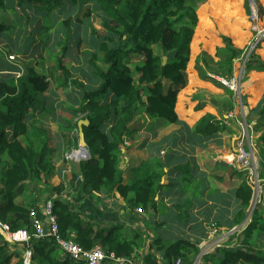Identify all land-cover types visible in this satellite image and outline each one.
Instances as JSON below:
<instances>
[{
	"label": "trees",
	"instance_id": "1",
	"mask_svg": "<svg viewBox=\"0 0 264 264\" xmlns=\"http://www.w3.org/2000/svg\"><path fill=\"white\" fill-rule=\"evenodd\" d=\"M196 2L200 0H0L2 37L15 29H22L25 20L36 25L28 37H24L31 38L34 42L36 31L39 35L51 27L39 24L44 23L43 18L50 16L53 10L67 16L62 20L64 28L69 29L72 22L77 23V34L79 26L89 24L93 17L100 20L103 29L100 34L92 30L98 36L91 48L92 52L88 53V66H85L86 79L88 82V78L92 79L89 86L73 77L70 68L62 64L69 50L68 43L62 45L61 54L57 58V71L61 77L57 88L63 93L71 91L69 94L79 97L76 107L79 116L74 122L69 121L70 127L77 129L81 119L89 121V125L83 126V133L90 157L81 160L77 170L68 177L69 181L62 180L59 185L49 188L48 180H44L46 173L49 176L54 174L51 166L54 149L50 130L44 127L38 113L53 111V107L46 105L45 93L52 86L55 68L50 67L46 74H42L29 62L23 64L24 71L21 75L10 72L0 77V223L7 224L12 231L29 229V212L32 208L37 209L38 197L47 194L45 200H48L56 193L53 197L54 213L63 238L73 240L85 250L99 245L106 253H112L115 257H130L146 245L142 233H134L128 237L119 225L105 230L86 219L71 202L63 201L61 194L65 188H74L77 183V191L88 199H93L100 193L117 191L130 209L140 207L145 212L148 208H156V197L164 187L161 183L165 175L164 164L157 161L153 168L147 166L143 175L125 184L120 168L122 144L124 138L135 140L134 123L139 114L152 119L161 118L170 124L180 122L175 106L179 91L186 86L185 72L195 27L199 19L200 26L196 35L199 39L202 37L200 30L210 24L207 19L210 8L202 6L197 12ZM255 2L260 19L264 16V7L259 0ZM9 6L19 19L16 23L7 25L1 12L8 11ZM213 6L220 14L219 20L239 19L243 16L248 23V0L247 3L245 0L243 2L247 16L242 14L240 0H214ZM78 36L75 47L80 49L85 45V40L82 41L81 36ZM218 36L223 47L217 48L215 55L224 54L223 59L219 58L229 75H235L234 68L239 67L238 64L235 66L236 59L246 54L245 78H249L252 70L264 71V60L254 51L255 48L249 52L248 45L240 48L233 44L229 36L221 33ZM137 57L142 61L134 65ZM218 61L220 60L217 59L216 62ZM133 71L138 73L136 79L132 75ZM246 92L242 93L245 99L248 97ZM250 114L256 115L254 131H264V105L251 109ZM192 130L209 139L224 131L228 132L229 128L213 114L206 113ZM260 137L264 139V135ZM77 139L78 137L74 138L75 141ZM67 142L69 145V140ZM260 152L262 153L260 150L258 155ZM2 154L7 156L8 161L2 158ZM262 156L259 155L261 164L264 163ZM187 166L177 168L186 172ZM198 189V186H194L191 195H198ZM25 191L35 193L34 197L20 200ZM252 193L253 189L244 178L235 190L240 209L235 214L234 224H240L245 219ZM189 203L190 201H185L183 209ZM176 208L179 211L178 217H184L181 205ZM251 215V220L242 230V241H237L239 235L235 232L233 244L236 243V247L217 248L214 254L208 256L210 261L206 264H264V251H255L251 240L254 230L259 226L260 217L255 208ZM29 247L33 264H86L82 260L66 256L55 241L48 237L32 238ZM22 249L18 244L9 243L0 233V264H23ZM160 249L163 250L164 264H174L177 259H181L182 264H193L199 254L198 244L188 239L162 242L158 247ZM157 259L150 251L145 255L143 264H158Z\"/></svg>",
	"mask_w": 264,
	"mask_h": 264
},
{
	"label": "crops",
	"instance_id": "2",
	"mask_svg": "<svg viewBox=\"0 0 264 264\" xmlns=\"http://www.w3.org/2000/svg\"><path fill=\"white\" fill-rule=\"evenodd\" d=\"M243 2V0H240L242 14ZM4 15L6 18L2 17V19H5L7 25L16 23L17 19H19L13 12L10 13L6 11L3 13V16ZM247 24L245 19L240 17L234 21V26L231 28H224L220 23H217L216 26L218 30L216 28L214 30V25L211 27L206 26L203 30H200L202 33L201 39H197L192 43L191 54H193V52H196V54L199 52L196 45L199 42L203 45L202 49L206 51L210 49L208 53L214 55V45L218 41L213 34L214 31H224V33L234 36L235 34L232 35V33L237 31L236 28L241 29L244 26L246 27ZM199 26L197 27V32L199 31ZM206 31H208V36L204 34ZM19 34V32L13 30L12 33H7L5 37L0 36V68H2L0 77L10 72L21 75L24 71V67L21 70L20 66H13L5 60L7 58L6 55L10 53L15 55L19 54V50L18 53H14V48L18 49L17 41ZM13 41H16V43H13ZM38 43L39 41L37 40L27 43L24 53L20 54L22 57L17 59L21 66H23L25 62L23 61L24 58L32 55V51H34L32 48L38 46ZM218 44H220V41H218L216 46ZM83 47H86V45L81 46V48ZM76 49L78 50L77 47ZM259 54L262 56L263 52H259ZM192 57L194 56L192 55ZM198 72L199 71L195 69L192 70V75H188L190 79L187 83L188 87L189 84H191L189 89L187 90L188 87H185L181 89L177 95L175 110L180 120L179 123L170 124L161 118L152 119L145 114H139L134 123L136 129L134 133L135 140L124 138V144L127 147L126 149L122 147V151H124L126 155L132 154L135 150L138 152H135L129 158L125 157V164L121 163L122 168H120L123 172V183H130L136 177L143 175L147 170V166L153 168L152 166H154L157 161L164 164L163 169L165 175H163L161 180L164 187L161 193L156 197L158 201L155 209L148 208L145 212L144 210L139 212L137 209H130L126 200L121 197L117 191H113L110 194L100 193L95 198L88 199L77 191V183H75L74 188H65L64 192L61 194V199L63 201L71 202L86 219L97 223V225L105 230L119 225L122 227L121 229L124 234L128 237L134 233H142L147 243L132 255L133 259H135L138 264H143L145 255L150 251L158 258V264H164L163 250H158V247L160 248L162 242H173L179 239H188L198 244L199 254L203 251L206 252L201 256L199 264L209 263L210 260L208 256L214 254L217 248L226 246L233 249L236 247V243L233 244L235 242L233 241V234L235 232L239 235V240L237 241H242L244 238L242 230L251 220L252 215L248 214L249 216L246 215L242 223L237 225L234 224L235 214L240 209V201L235 196V190L245 178V173L241 171L236 166V162L234 163V160H232L233 155L231 152L233 149L234 137L228 136L229 138L232 137V140L228 143V137L223 136L225 135L224 133H219L217 136L207 139L192 130L198 120L206 113L213 114L215 117H220L219 113L221 112L222 116L226 115L225 110L221 109L220 104H222V101L220 99H218L219 101L213 99V104L208 101L204 95L200 96L196 93H202V90H207L210 91L209 94L211 93L217 98H223V94L224 92H228V88L221 85L218 80H206L207 78L205 79L204 74L200 75L201 73L199 74ZM263 74L264 71L255 70L249 73V79L257 81L255 85L258 87V90L264 86V79H260ZM137 76L138 73L134 78L136 79ZM251 80L248 81L251 82ZM61 92L62 91L54 87L50 88L45 93L46 101L51 103L49 106H53V102L63 99L61 95L65 96L64 100L68 103H78L79 97H73V95L69 94L71 91L66 93ZM75 94L76 93H74V96ZM248 94L245 100L251 109L263 104L262 100L253 101L259 95L258 92L255 93L254 89H252L251 92L249 91ZM233 97L234 100L232 98L229 100L232 102L231 107L234 101L239 105L238 101L242 100V91L240 94L234 92ZM225 105L228 104L226 103ZM183 109H185V113L190 114L191 117H183L185 114L181 113ZM231 110L234 111L235 117L240 116L237 109L234 108ZM59 118L60 117H45L44 127L46 129L48 128L46 123L47 120L50 123L51 120L58 122L60 121ZM70 118L73 122L78 119V117H68L67 120ZM51 128L53 127L51 126ZM51 132L54 135L52 147L55 150V155L53 161L56 163L55 158L59 156L62 151L69 150L71 147L76 146L79 141L78 139L75 141V137L70 140V138L65 135V131L63 132L61 128L56 131L52 130ZM10 134L11 133H9L8 136H10ZM228 134L232 135V133L229 132ZM67 140H69V145L67 144ZM254 145L257 147L256 144ZM254 145L252 146L258 153V149ZM262 157L264 158V156ZM80 162L81 161H77V168ZM56 164L54 174L50 176V180L48 179L49 184H47V187L49 188L59 185L60 182L67 179L70 174L69 169L64 166L63 158V167H61L59 161H57ZM184 165H188V170L186 172H182L181 169L177 168V166ZM160 166L162 165L160 164ZM259 169L260 177L264 179V163L259 164ZM67 173L68 175L66 176ZM194 186L199 187L197 190L199 193L198 195L192 196L191 193H193L192 190ZM56 195V193H53L51 196L55 197ZM47 196V194L39 196L37 209H40L46 201L45 198ZM262 196L259 203L254 207L260 220L259 226L254 230L251 239L253 248L258 252L264 251V191ZM185 201H190V203L187 208L183 209ZM177 205H181V209H183L184 217L182 218L178 217L179 211L176 208ZM212 224H215L214 226L217 231L215 234L211 233V229L213 228L211 227ZM209 233L210 236L208 237ZM155 239L158 240L155 241ZM237 244L240 246L239 243ZM149 246H151V248H149ZM107 264L111 263L108 262Z\"/></svg>",
	"mask_w": 264,
	"mask_h": 264
},
{
	"label": "rangeland",
	"instance_id": "3",
	"mask_svg": "<svg viewBox=\"0 0 264 264\" xmlns=\"http://www.w3.org/2000/svg\"><path fill=\"white\" fill-rule=\"evenodd\" d=\"M213 1L214 0H200V2L195 3V6L197 8V12L199 11V9L202 6H207V9L210 8L209 9V16L207 17L208 23L210 22V24H208L207 26L211 27L212 25H214V30L217 26V23H220L224 28L233 27L234 21L236 20V18H224L222 20H219V19H221L220 14L218 13L217 9L213 6ZM248 2H249L248 6L250 8V15L247 16L245 14V8L243 6V14L246 15L248 18V24L246 27L244 26L241 29L236 28L237 31L232 33V35L235 34L234 36H231L227 33H224V31L223 32H213V34L216 36L217 40L220 41V44H218L216 46V44L218 43V41H217L214 45V47H215V51L213 52L214 55L208 53V52H210L209 51L210 49L208 51H206L205 49H202L203 45L201 43L198 42L196 44L199 52L197 54H196V52H193V54H191V56L189 58V62L187 64L186 72H185L186 77H187V82H186V86H184L183 89L185 87L186 88L188 87L187 83H188V80H190L188 78V75H192L193 69H195L196 71H199L198 73L199 74L201 73L200 75L204 74V77H206V75H207V77H209V78H207V79L205 78V79L206 80L209 79L210 81H216L217 79L228 80V79L233 77V75H229V73L227 72V70L225 68H223V65L221 63L222 62L221 59H223L224 54L220 55V56L215 55L216 49L221 47V46L223 47L221 39L218 36V34L221 33V34L229 36L231 38L233 44L240 47V48H245L246 45H248L249 46L248 49L250 50V47L254 44L259 32L264 30V16L261 17L260 19H258V8H257V4H256L255 0H252V1L248 0ZM250 2H251V4H250ZM245 3H247V0H245ZM259 3L261 5H263V7H264V0H259ZM240 6H241V4H240ZM251 6L255 9L254 14L253 13L251 14ZM8 9H9L8 12H10V13H12L14 11L11 9V6H9ZM77 9L80 11V9L78 7H77ZM1 17L6 18L5 15L3 16V12H1ZM64 18H67V16L65 14L60 13V11H58V10H53L50 13V16L43 18L44 23H40L39 25H45L46 24V27H50V26L51 27L48 30H46V32H43L39 35H38V31H36L37 34H35L34 39L39 41L38 46L33 47L32 49L34 51H32V55H30L27 58H24L23 61H25L24 63H26V64L31 62V65L35 67L36 71L38 73H42V74H46L48 68L54 67L55 68V76L52 79L51 88H54V87L59 88L61 77L59 76V73L57 71V58L61 54V50L63 47L62 45L66 42V43H68L67 48H69V50H68L67 54L64 56L62 64H64L66 67L70 68L73 77H77V79L79 81H82L89 86L92 83L91 82L92 79L88 78L89 82L86 79L87 77H85V76H86L87 70L85 69V66H88V62H87V57H89L88 53L92 52L91 48L94 45V43L96 42L98 34L103 32V29L100 26V20L96 17H93L91 19V21H89L90 22L89 24L84 25L83 27L78 25L80 29L78 30V34H77V32H76L77 23L72 22L69 29H66L62 25V20ZM242 18L244 19L243 16H242ZM20 21H22V19H20ZM199 24L200 23H199V19H198L197 26L195 27L196 32L194 34L192 43H194V41L198 39L195 36L197 35V27L199 26ZM22 26L23 27L20 26L22 29H15L14 30V31L19 32V33L22 32L18 36V41H17L18 49L14 48V53H18V50H19L18 55H20L21 53H24V49H25L27 43H30L32 41L31 38L25 39L24 37H28L30 31L36 25H31L29 21L26 22L24 20ZM37 26H38V24H37ZM24 29H26V32L24 31ZM216 29L218 30V28H216ZM92 30L97 31L98 34L93 33ZM24 33H25V36L23 35ZM207 33H208V31H206V33H204V34L207 35ZM78 35L81 36L82 41L85 40L86 47H83V48L77 50L75 47V43H76L77 39H79ZM199 39H201V38H199ZM58 41H61L62 43L58 44L57 43ZM13 43H16V41H13ZM257 45L259 47H256ZM256 46H255L254 51L257 53V51L259 50L258 55L261 57L262 60H264V32L262 34V37L258 39ZM0 50H1V45H0ZM259 52H263V55L261 56L259 54ZM18 55L10 53V54L6 55L7 58L5 60L8 61V63H11L13 66H16V67L20 66L21 70H22L23 66H21L17 60L19 57H22V55H20V56H18ZM192 55L194 57H192ZM2 57H3V53H2ZM219 57H222V58L220 59ZM217 59H219L220 61L216 62ZM246 59H247V54L242 56L238 60L236 59L237 62L235 63V66H237V64H238L239 67L234 68L235 74H237V72L241 69V67H242L243 63L246 61ZM141 61H142L141 58L137 57L134 60V65L141 63ZM199 67H201L202 69L200 70ZM133 72L134 73L132 75L135 76L137 73H136V71H133ZM245 72H247L246 68H244V70L242 69L241 72L240 71L238 72V74L240 73L239 79L241 81V85L238 84V86H240V88H241L240 90L242 91V93H245L247 91L246 92V96H247V95H249L248 92L249 91L251 92L252 89H254L255 93L258 92L259 95L253 101H256V100L261 101L262 100L263 101L262 103L264 104V98H263L264 86L258 90V87L255 85L257 83V81L251 80L249 78H245L243 76L245 74ZM87 76H90V74H87ZM260 79H264V74L261 76ZM248 80H251V82ZM190 85L191 84H189V87H190ZM189 87L187 88V90L189 89ZM225 88H228V87H225ZM209 92L210 91L202 90V93H196V94L200 95V96L204 95V97H206V99L213 104H214V100L217 101L218 99H220L222 101V104H220L221 109L225 110L226 115L222 116L221 115L222 112H221V113H219L220 117H215V118L218 119L220 122H222L224 125H227L229 128V131L231 130V132H229V131L228 132L232 133V135L228 134L227 131H224L223 133L225 135H223V136L234 137L232 152L229 148H228V150H230V152L232 153V155H233L232 160H234V163L236 162V164H237L236 166L238 167V162L235 159V154H236L235 152H236V149L238 148L239 144H242V145L250 144V143L252 145L256 144L257 147L255 145L254 146L258 149V151L261 150L262 153L260 152V154L264 156V139H261V137H260V135H264V131L261 130L259 133L254 131V125L253 124L255 122V119H256L255 116L256 115L250 114L251 108L248 106L245 98L241 97L242 100L238 101L239 105H237L234 101L233 105L231 107L232 102L229 100L231 98L234 100L232 93L230 94L229 91L224 92L223 98H217L215 95H212L211 93L209 94ZM61 93H63V92H61ZM61 96L63 97V99H59V100L53 102L52 103L53 106H49V105H51V103L46 101V105H48L47 107H49V108L53 107L52 112L44 111L42 113H40V112L38 113V117H41L43 119V125L45 123V121H44L45 117H60L59 118L60 121H58V122H54L52 120H51V123L48 120L46 122L48 125L47 129L50 130V133L52 136L51 137L52 141L54 139V135L52 134L51 131L52 130L56 131L57 129L59 130L60 128H61V130H63V132L65 131V135H67L70 138V140L77 136L76 130L78 131V127H77V129H73L72 126L70 127V125H69V121H70V123L73 121L71 120V118L69 120H67L68 117H78L79 116L77 114V112H78L77 108H76L77 104L68 103L64 100L65 96L64 95H61ZM194 96H196V95H194ZM226 103L228 105H225ZM233 107L239 111V113H240L239 117H235L234 111L231 110V109H234ZM247 108H248V110H247ZM228 112L231 114H229ZM181 113H185V109H183L181 111ZM186 114L187 113H185L183 117H191L190 114H187V115ZM231 115H233V117H231ZM52 122H54V123H52ZM231 123H233V124H231ZM51 126L53 128H51ZM232 137H230V138L228 137V143L230 140H232ZM259 137H260V139L258 141ZM122 147L124 149H126V147H127L124 144V141H123ZM71 148H74L73 151H70V150L62 151L61 154L55 158V162L57 163V161H59L61 167H63V164H62V158H63L64 166L69 169V172H70L69 176L70 177L72 176V172L74 173V170L77 168V161H79L78 157H73V154L75 151H77L78 146L76 145V146H73ZM52 149H54V148L52 147ZM122 152L123 153L121 156V163L125 164V161H126L125 157L129 158L131 155H133L135 152H138V151L135 150V152H132V154H127V155L124 151H122ZM54 155H55V150H54ZM54 155H53V158H54ZM2 158L6 161L8 160V158L5 154H2ZM56 163H54V161H53V164H51L54 171L56 170V165H57ZM57 170H59V169H57ZM67 175H68V173L66 174V176ZM50 178L51 177L49 176V173H46L44 175V180H48V179L50 180ZM67 181H69V178H67ZM247 182H248V179H247ZM248 184H249V182H248ZM34 195H35V193H32L31 191H25L24 194H22V197H20V200H22L24 198L32 199L34 197ZM38 199H39V197H38ZM38 199H37V201H38ZM253 199H254V191L252 193L251 204L249 206L247 215L252 214ZM36 206H38L37 202H36ZM31 263H32V257H31Z\"/></svg>",
	"mask_w": 264,
	"mask_h": 264
},
{
	"label": "built area",
	"instance_id": "4",
	"mask_svg": "<svg viewBox=\"0 0 264 264\" xmlns=\"http://www.w3.org/2000/svg\"><path fill=\"white\" fill-rule=\"evenodd\" d=\"M254 49V48H253ZM245 62L243 63L240 72L242 69L244 70ZM238 71V72H239ZM237 72V74H238ZM235 74V72H234ZM233 75L232 78L228 80L217 79L221 85L228 87V89L240 94V86L241 81L239 79L240 73L237 75ZM231 114V113H229ZM233 117V115H231ZM78 137V131L76 130ZM78 149L74 152L73 157H78L79 161L86 160L90 157L89 152L79 146V142L77 144ZM247 146V147H246ZM74 148H70V151H73ZM235 159L238 162V167L241 171L245 173L246 179H248L249 185L254 191V199L252 207H254L257 203H259L263 191L264 179H261L259 173V164L260 157L256 152L255 148H253L252 144H239L238 148L235 152ZM137 211L141 212L142 209L140 207L137 208ZM30 218V227L29 229L23 228L18 229L16 231L10 230L7 224L0 223V233L4 238L13 244H18L23 247L22 249V261L23 264H32L31 263V249L29 247L30 240L32 238L35 239H44L51 238L55 241L58 247L62 250V252L69 256L74 260H82L86 264H107L110 262L111 264H138L132 256L130 257H115L114 254H108L104 251V249L96 245L89 250L83 249L80 245L74 242L71 239L63 238L56 215L54 213V204L53 197H50L46 200L40 209L32 208L29 212ZM212 224L211 233L215 234L216 228ZM236 229V227H235ZM234 229V230H235ZM210 236V233L208 237ZM209 252V251H207ZM206 252H201V256ZM174 264H182L181 259H177ZM194 264V263H193ZM199 264V261H198Z\"/></svg>",
	"mask_w": 264,
	"mask_h": 264
},
{
	"label": "water",
	"instance_id": "5",
	"mask_svg": "<svg viewBox=\"0 0 264 264\" xmlns=\"http://www.w3.org/2000/svg\"><path fill=\"white\" fill-rule=\"evenodd\" d=\"M250 1H252V0H250ZM250 4H251V2H250ZM254 12H255V10L251 6V14L252 13L254 14ZM263 32H264V30L259 32L254 44L250 47L249 51H251L256 46V43H257L258 39L262 37ZM87 125H89L88 119H81L78 121V124H77V126H78V141H79V146L81 148L85 149L87 152H89L87 147H86V142H85L84 133H83V126H87ZM252 210H253V207H252ZM200 258H201V253L196 257L194 264H198V261L200 260Z\"/></svg>",
	"mask_w": 264,
	"mask_h": 264
},
{
	"label": "clouds",
	"instance_id": "6",
	"mask_svg": "<svg viewBox=\"0 0 264 264\" xmlns=\"http://www.w3.org/2000/svg\"><path fill=\"white\" fill-rule=\"evenodd\" d=\"M254 48H255V47H254ZM252 50H253V49H252ZM252 50H251V51H252ZM249 52H250V51H249ZM249 52H248V54H249ZM247 56H248V55H247ZM244 68H245V67H244ZM254 207H255V206H254ZM254 207H253V209H254Z\"/></svg>",
	"mask_w": 264,
	"mask_h": 264
},
{
	"label": "bare ground",
	"instance_id": "7",
	"mask_svg": "<svg viewBox=\"0 0 264 264\" xmlns=\"http://www.w3.org/2000/svg\"><path fill=\"white\" fill-rule=\"evenodd\" d=\"M249 3V2H248ZM255 10V9H254Z\"/></svg>",
	"mask_w": 264,
	"mask_h": 264
}]
</instances>
